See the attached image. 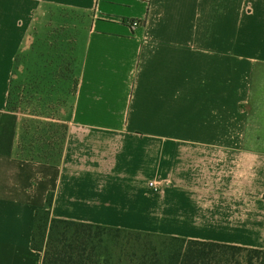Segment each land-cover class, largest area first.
Here are the masks:
<instances>
[{
    "label": "crops",
    "instance_id": "0c3cea01",
    "mask_svg": "<svg viewBox=\"0 0 264 264\" xmlns=\"http://www.w3.org/2000/svg\"><path fill=\"white\" fill-rule=\"evenodd\" d=\"M68 13L83 22L61 152L21 160L16 56L36 15ZM262 131L264 0H0V264H40L47 195L52 219L264 250Z\"/></svg>",
    "mask_w": 264,
    "mask_h": 264
},
{
    "label": "trees",
    "instance_id": "16d2710c",
    "mask_svg": "<svg viewBox=\"0 0 264 264\" xmlns=\"http://www.w3.org/2000/svg\"><path fill=\"white\" fill-rule=\"evenodd\" d=\"M36 125L45 126L46 131L35 127L28 138L40 152L24 153L22 143L29 135L27 127L18 135L16 156L25 161L56 164L66 127H60L58 136L59 126ZM50 203L47 195L44 208L33 214L29 247L41 253L40 264H264V250L260 249L52 219L48 213Z\"/></svg>",
    "mask_w": 264,
    "mask_h": 264
},
{
    "label": "rangeland",
    "instance_id": "374dc122",
    "mask_svg": "<svg viewBox=\"0 0 264 264\" xmlns=\"http://www.w3.org/2000/svg\"><path fill=\"white\" fill-rule=\"evenodd\" d=\"M66 17L65 14L61 18ZM68 19L69 25L65 27L64 23L62 27L55 21V16L44 18L36 15L29 31L23 37L16 56L7 107L23 116L18 135L29 127V135L24 137L22 143L25 145L24 153L27 154L40 152L37 146L33 147L32 140L28 138L34 134L35 127L40 132L46 131L45 126L38 127L37 122L42 125L52 123L59 126V136L60 127H65L64 123L71 111L79 62L78 34L81 33L80 24L83 21H79L75 13H68ZM258 138L262 140L258 141L257 147L264 149V131L258 134ZM43 149L41 148V152ZM262 189L264 190V186Z\"/></svg>",
    "mask_w": 264,
    "mask_h": 264
},
{
    "label": "built area",
    "instance_id": "2783aa9c",
    "mask_svg": "<svg viewBox=\"0 0 264 264\" xmlns=\"http://www.w3.org/2000/svg\"><path fill=\"white\" fill-rule=\"evenodd\" d=\"M135 26H136V22H135V21H133V22L130 23V27H131V28H133V27H135Z\"/></svg>",
    "mask_w": 264,
    "mask_h": 264
}]
</instances>
